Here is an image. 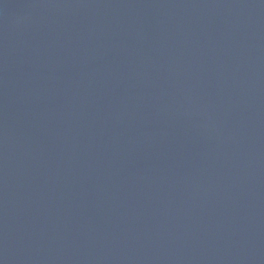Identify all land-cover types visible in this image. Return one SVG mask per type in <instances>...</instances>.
Instances as JSON below:
<instances>
[{
  "label": "water",
  "instance_id": "water-1",
  "mask_svg": "<svg viewBox=\"0 0 264 264\" xmlns=\"http://www.w3.org/2000/svg\"><path fill=\"white\" fill-rule=\"evenodd\" d=\"M0 264H264V0H0Z\"/></svg>",
  "mask_w": 264,
  "mask_h": 264
}]
</instances>
